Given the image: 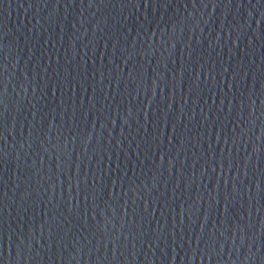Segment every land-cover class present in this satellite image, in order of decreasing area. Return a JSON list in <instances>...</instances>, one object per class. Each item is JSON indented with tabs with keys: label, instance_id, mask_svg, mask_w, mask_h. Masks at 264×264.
<instances>
[{
	"label": "water",
	"instance_id": "1",
	"mask_svg": "<svg viewBox=\"0 0 264 264\" xmlns=\"http://www.w3.org/2000/svg\"><path fill=\"white\" fill-rule=\"evenodd\" d=\"M0 264H264V0H0Z\"/></svg>",
	"mask_w": 264,
	"mask_h": 264
}]
</instances>
